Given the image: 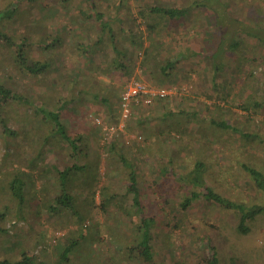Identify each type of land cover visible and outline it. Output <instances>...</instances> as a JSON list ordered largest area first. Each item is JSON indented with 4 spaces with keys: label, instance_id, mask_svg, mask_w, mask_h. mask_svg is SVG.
Segmentation results:
<instances>
[{
    "label": "rangeland",
    "instance_id": "rangeland-1",
    "mask_svg": "<svg viewBox=\"0 0 264 264\" xmlns=\"http://www.w3.org/2000/svg\"><path fill=\"white\" fill-rule=\"evenodd\" d=\"M84 1L0 0V31L15 44L26 39L29 58L53 60L45 74L33 76L18 64L16 47L0 41V82L31 103L7 102L0 108V120L13 132L8 134L0 123V260L14 262L25 254L32 257L31 264H207L212 248L214 264H264V212L247 222L243 233L237 229V212L201 197L188 209L179 208L188 195L180 177L198 161L205 164V178L215 192L245 207L264 206V190L241 166L252 164L264 171V105H252L264 104V0H220L212 5L207 0H120L119 5L118 0H92L93 10ZM144 5L190 6V12L181 20L167 19L155 38L146 35L138 16L139 34L147 39L143 48L133 49L131 72L125 76L112 66L110 32L100 30L95 13L109 20L112 33L118 35L117 20L127 26V11ZM52 36L63 40L61 47H43ZM79 43L88 46L89 54L82 56ZM148 44H156L159 55L166 52L171 57L177 51L186 59L181 58L168 76L144 71L141 63ZM131 78L168 88L171 94L150 104L133 102L131 114L122 120L120 96ZM70 100L72 107L64 103ZM34 105L56 111L64 105L59 113L69 119V131L93 138L84 160L96 163L98 176L89 186L93 203H84L79 223L66 209L50 215L43 201L33 198L58 191L46 185L47 177L58 181L52 165L63 169L72 164L67 145ZM199 115L224 120L258 138L212 128L208 118L199 120ZM111 143L138 164L141 211L154 216V260L147 262L135 251L114 247L123 231L120 216L129 222L121 237L126 243L138 235L140 214L126 191V171L108 152ZM23 173L25 199L19 204L9 182ZM100 190L104 202L110 199L104 206ZM80 234L84 238L62 259L64 247Z\"/></svg>",
    "mask_w": 264,
    "mask_h": 264
},
{
    "label": "trees",
    "instance_id": "trees-1",
    "mask_svg": "<svg viewBox=\"0 0 264 264\" xmlns=\"http://www.w3.org/2000/svg\"><path fill=\"white\" fill-rule=\"evenodd\" d=\"M65 1L66 0H62V2ZM219 1L220 0H207V3H210L212 5L214 3H218ZM120 2L121 1L118 0L117 4L119 5ZM85 3H88L90 9L93 10L94 4L92 0H86ZM196 5L198 6V3ZM205 6L209 8L208 10L211 9L209 5L205 4ZM189 7L178 8V7H170L166 5L136 6L130 11H127V15L129 17L128 21L125 22V25L127 26L123 25L121 18L120 20L119 19L117 20L120 26L118 35L112 33V28L109 25V20H104L101 14L95 13V17L100 21V30L105 31V29H107V31L110 32L109 34L110 37L109 43H111L110 50H112L114 54L113 59L115 57L114 63L112 62L113 68H115L116 70H120L122 74L128 76V74L131 72L130 70L131 68L129 69L128 66L129 67L132 66L131 62H132L133 49L143 48L145 37L147 39L146 35L151 36L152 34L154 38L158 37V33L160 32V29L164 27L165 21L167 19L181 20L187 17V15L190 12ZM117 11H119V8L117 9ZM138 16L142 18L143 24L147 31L145 37L142 34H139V32L141 31L139 30L140 22H137ZM102 39L103 37L99 38L93 44L97 45ZM21 40L22 41L19 44H15L14 38L9 37L8 35L0 31V41L4 45L8 44L10 47L12 46L16 47L17 49L16 59L18 64L22 67V69H24V71L36 77L45 74L46 71L50 69L53 60L49 57L43 59L41 58L42 60L39 59L35 60L29 58L28 57L29 55H26L28 54L29 43L26 39H21ZM118 41L122 42L119 48L115 45ZM158 42L160 45L161 44L164 45L163 41L157 40L156 44ZM55 44L58 47H61V44H63V40H60V38L52 36L48 38L47 43H44L43 47L51 49V46ZM156 44L155 45L148 44L147 50L143 57V61L141 63V67L143 68L144 71H147V69H149V71L153 73L152 71L154 70L156 75L157 73L158 74L160 73L161 76H168L172 73V71L174 70V66L178 63V61L181 58L186 59V57L181 55L180 52L177 51L174 52L171 57H166L167 54L166 52H163V54L159 55L158 52L156 53L154 49ZM79 46L82 56L86 55V53H88L89 51L88 46L82 43H79ZM169 47L171 48L170 43H169ZM169 47H165V49H168ZM102 55L103 53L100 52V57ZM161 55H162L161 59L163 60L158 59V57ZM213 70L214 71L212 73H214L215 75L216 71L218 70V66L215 65ZM214 79L215 77H212L213 83H214ZM7 102H18L29 105L31 104L29 103L30 101L27 98H25L20 94L14 93L10 87L0 82V108L3 106V104ZM73 102L74 100H70V101H65L64 103L66 106L71 105L70 107H72ZM252 105L256 107H261L264 104L257 101H253ZM33 107L38 115H41L44 120L49 121L53 125L54 133L58 135L61 141L67 145L69 151L68 157L71 161L70 163H72L70 166H66L63 169H59L57 166L52 165L51 170L55 171V177H57L58 181L54 182L55 180H52L51 178L47 177L46 185H49L52 191H54V187L58 191L54 194L47 193L46 195H43V198L42 196L40 198V196L37 195H34L33 198L35 199L36 202L42 203L43 201V205L45 206L44 210H46V212H48L50 215L55 216L60 210L66 209L67 211L72 212V215L76 218V220L79 223V221L82 219L81 210H84L83 207L84 203L88 205L90 203H93L92 201L94 200V192H92L89 186H91V182H94L96 180L95 177L98 176V172L96 171L95 168L96 163L91 164L90 162L84 160L86 158V154H84V151H87L86 149L88 148L91 149L90 144L92 146L93 138H88L86 136L83 137L81 133L72 134L69 131L70 128V124H68L69 119H62V115L61 113H59V111L63 109L64 105L60 106L59 111L47 110L42 105H34ZM194 115L197 116L196 113H194ZM199 117H201L199 118V120L200 119L205 120L206 118H208V124L212 128L217 127L223 131L234 130L237 131L239 135H241V137H244L246 139L258 138L257 134L255 135L247 131H241L240 129H237L236 127L228 124L224 120H217L205 115H199ZM0 123L4 128V131H8V134H13V132L9 131L6 128L3 121L0 120ZM261 142H264V140H261ZM107 149L108 152L111 154V156L117 159L116 163L119 166V168L121 167V169H124L126 171L127 180L129 182L128 185L126 186V191L133 195L132 205L135 210L139 211L140 214L138 215L139 220L135 232V235L136 233H138V235L133 240H129V242L128 240H126V243L122 240V238L124 237L123 235L127 234V232H125L124 230L125 227L126 229H128L129 222L123 215L120 216L121 218H119V223L121 225L120 224L118 225L119 228L123 230L122 232L120 231V235L122 238L118 237L114 239L113 241L114 247L118 249L126 248L128 252H132V253L135 251L137 252L138 256L142 257L143 260L147 262L154 260L153 251H152L153 238L151 232V225L154 222V216L151 215L145 216L141 211L142 209L140 202L141 186H139V179H138V175H139L138 164L135 159L131 161L129 158H126V156L124 155L125 152L123 150L122 151H120L121 149L116 150L115 143H111ZM56 155L59 154L56 153ZM78 161L81 164H78L79 163ZM241 166L249 175L250 180H252V182L256 185V187L264 190V171L257 168L256 166H253L252 164L249 165L247 163H242ZM205 169H206L205 164L202 163L201 161H198L194 163L193 167L185 176L182 175L180 177V180H182V182L187 186V190L185 192L188 193V195H186L179 203L180 210L184 211L188 209L197 199H200L201 197L206 202H211L225 209L237 212L239 215L237 229L240 232L243 233L246 232V230H248V226L246 225L247 222L253 220L258 214L264 212V206L255 204L249 207H245L243 204L229 200L227 197H224L221 194L215 192L214 189H212L210 185H208L207 183V179L205 178ZM91 173L93 174V176L91 175ZM23 175L24 173L14 176L12 180L9 182L10 193L12 197L19 204H22L25 199L24 196L25 181L22 179ZM85 186H88V190L86 189L87 191L83 189L85 188ZM82 189L84 193L86 192V194L81 192ZM88 192L89 194H87ZM86 195L90 199V201L87 203L86 201L88 200V197H86ZM99 195H100V201L104 206L105 205L104 203H107V201H109L110 199L105 198L106 202H104L103 190L99 191ZM80 199H84V202L82 204L79 203ZM105 210L106 208L104 209V211ZM126 215L129 216L128 213ZM83 238H84L83 234H80L79 237H77L76 239L70 240L67 246H65L64 249L62 250L61 258L66 259V256L72 253V251L76 249L77 247L76 245H78V243L81 242V239ZM210 251H211L210 258L207 261V264H214V262L217 261V257L212 248H210ZM24 255L22 256L21 260L14 262H9L7 260H0V264H31L33 262L32 257L26 255L24 256Z\"/></svg>",
    "mask_w": 264,
    "mask_h": 264
},
{
    "label": "built area",
    "instance_id": "built-area-1",
    "mask_svg": "<svg viewBox=\"0 0 264 264\" xmlns=\"http://www.w3.org/2000/svg\"><path fill=\"white\" fill-rule=\"evenodd\" d=\"M170 94L171 90H168V88L153 87L146 84L143 80L131 78L120 96V114L122 120L127 119L130 115L133 102L140 100L144 104H150L154 99L164 98Z\"/></svg>",
    "mask_w": 264,
    "mask_h": 264
}]
</instances>
